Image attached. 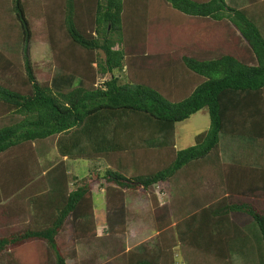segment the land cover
Instances as JSON below:
<instances>
[{"label": "trees", "instance_id": "obj_1", "mask_svg": "<svg viewBox=\"0 0 264 264\" xmlns=\"http://www.w3.org/2000/svg\"><path fill=\"white\" fill-rule=\"evenodd\" d=\"M203 108L208 128L177 149ZM228 139L264 143V0H0V264H177L176 248L180 264H264V164L228 157ZM139 193L156 238L134 249Z\"/></svg>", "mask_w": 264, "mask_h": 264}, {"label": "rangeland", "instance_id": "obj_2", "mask_svg": "<svg viewBox=\"0 0 264 264\" xmlns=\"http://www.w3.org/2000/svg\"><path fill=\"white\" fill-rule=\"evenodd\" d=\"M28 54L30 61L35 68H39L42 71L43 75L52 76L54 74V63L52 52L49 46L43 41H34L28 45ZM102 80V79H101ZM210 123L208 110L206 108L201 109L197 113L193 114L190 118L186 119L183 122H180L176 125V148L183 149L187 148L195 143L194 137L196 134L204 131L208 128ZM246 142H252L249 140H232L228 139L226 143L222 145V150L230 155H234L237 152H241L242 155L251 151L252 143L247 145ZM259 145V144H258ZM262 147V146H261ZM228 148V149H227ZM241 149V150H240ZM55 154V150L51 154ZM50 154V155H51ZM226 158V157H224ZM94 163L92 161H69L68 166L70 171L77 175L86 174L89 168H92ZM99 166H102V163H99ZM198 186V185H197ZM161 187V188H159ZM97 191L94 195V211H95V221L98 226L99 231L105 230V200H104V190L100 189L98 185L95 186ZM168 184H161L155 187L156 193H158L160 205L165 204L169 205L168 200H170L171 190ZM164 191V192H163ZM197 191L198 187H197ZM197 192V193H198ZM199 201V200H198ZM191 202V201H190ZM190 202L186 201V205H189ZM129 205V216H128V227L125 235V241L127 246L134 249H141L142 246L146 243H153L156 238L155 232V221L153 217L154 204L151 201L146 193H139L135 198L128 199ZM248 218L244 219V222H249ZM104 229V230H103ZM153 245V244H151ZM82 246V245H81ZM81 258L90 257L92 254V249L85 248L84 246L80 247ZM176 248V260L177 264H180L182 258L190 256V253L184 248L182 251ZM187 252V253H186ZM200 262V260L198 259ZM70 264V263H69ZM216 264H222L220 262Z\"/></svg>", "mask_w": 264, "mask_h": 264}, {"label": "crops", "instance_id": "obj_3", "mask_svg": "<svg viewBox=\"0 0 264 264\" xmlns=\"http://www.w3.org/2000/svg\"><path fill=\"white\" fill-rule=\"evenodd\" d=\"M246 144L250 145L251 143L246 142ZM263 145H264V143H260L259 145L258 144H254V145L252 144L251 151H248L247 153H245L243 155H242L241 152H237L234 156H237L240 160L244 161L246 164L257 165L258 168H261V165L264 164V147H263ZM232 156H233V154L231 155V157ZM84 175L85 174L80 175L79 177H82ZM259 175H260V178H261V173H259ZM260 184H261V181L257 182V184L255 185V188L256 189L259 188L261 190ZM159 188H161V187H159ZM100 189H102V188H100ZM102 190H104V189H102ZM98 191H97V188L94 187V189H93V198H94L95 193L98 192Z\"/></svg>", "mask_w": 264, "mask_h": 264}]
</instances>
